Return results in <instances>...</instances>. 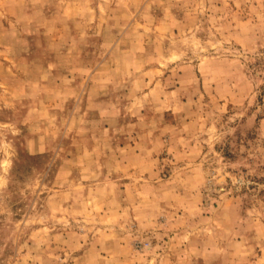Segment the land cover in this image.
<instances>
[{
	"label": "rangeland",
	"instance_id": "1",
	"mask_svg": "<svg viewBox=\"0 0 264 264\" xmlns=\"http://www.w3.org/2000/svg\"><path fill=\"white\" fill-rule=\"evenodd\" d=\"M0 264H264V0H0Z\"/></svg>",
	"mask_w": 264,
	"mask_h": 264
}]
</instances>
